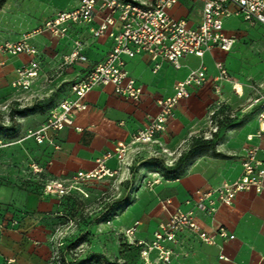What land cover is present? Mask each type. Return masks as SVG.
I'll list each match as a JSON object with an SVG mask.
<instances>
[{
  "label": "crops",
  "instance_id": "obj_1",
  "mask_svg": "<svg viewBox=\"0 0 264 264\" xmlns=\"http://www.w3.org/2000/svg\"><path fill=\"white\" fill-rule=\"evenodd\" d=\"M71 1L8 0L0 10V45L19 41L23 35L32 33L61 11L74 10L78 3L77 0H73L74 4ZM203 3L204 0H198L187 5L185 0H179L169 12L177 19H187L191 27H197L201 21ZM41 19V23L36 22ZM99 23L100 20L96 19L95 26H99ZM225 32L228 35H239V32L228 30L226 25ZM75 40L84 43L90 66L103 61L112 46L108 36L94 38L87 29L77 26L71 27L68 40H59L48 33L38 35L31 40V44L40 52L41 74L50 63L55 70L52 74L59 82L71 81L73 85L82 79L87 66L76 65L58 73L64 56L72 51ZM231 52L217 50L207 53L203 59L186 57L182 60L180 70L169 63H163L156 73L147 56L129 60L131 76L143 87L141 102L135 103L118 96L112 85L100 86L91 91L85 97L88 108L77 113L74 126L58 135L49 134L54 145H39L35 142L38 146V164L48 179L47 183L67 184L78 173L95 170L107 152L127 147L132 136L145 129L150 120L158 115L160 109L157 102L172 96L176 83L186 79L191 71L202 64L208 68V83L203 88L192 90V97L179 103L175 118L167 130L157 136L154 145L159 151L174 153L192 138L204 136L208 139L211 135L207 132L208 109L217 101L216 95H219L216 93L218 83L215 81V64L217 61L225 62L232 75L227 63ZM31 60L29 55L1 57L0 101L17 95V91L12 88L16 71ZM229 86V83H224L220 94H227ZM69 96L71 90L61 101ZM258 130L259 123L255 115L247 124L221 132L215 154L199 153L188 165L181 180L166 181L159 178L158 185L140 190L134 203L116 221L117 228L126 231L139 223L135 238L151 241L154 233L169 217L162 202L171 199L174 207L189 211L192 207L186 202L197 191L216 188L236 180L242 173L245 149L264 146V137L262 140L248 141V136L255 135ZM259 156L264 161V151ZM106 165L117 172V177H128L125 164L117 159L109 160ZM12 203L23 210L21 217L27 218L21 226L10 227L0 233V264H7V260L12 264H48L51 257V233L41 220L49 218V214L57 210V197L17 190L13 193ZM196 216L206 231L213 232L217 227L224 226L235 239H220L216 246H207L187 235H181L179 243L173 246L176 257L172 264H178L182 252L187 258L182 259L181 264H264V194L244 192L238 195L232 207H221L215 216L199 211H196ZM206 253H212L213 257L207 259ZM155 257L156 254H153L152 258Z\"/></svg>",
  "mask_w": 264,
  "mask_h": 264
},
{
  "label": "built area",
  "instance_id": "obj_2",
  "mask_svg": "<svg viewBox=\"0 0 264 264\" xmlns=\"http://www.w3.org/2000/svg\"><path fill=\"white\" fill-rule=\"evenodd\" d=\"M179 0H155L151 4L136 0H77V7L71 11H61L47 19L38 29L27 33L17 42L0 45V59L3 56L17 57L29 55L32 60L16 71L12 88L16 91L29 92L41 75L40 52L31 44V40L43 34H51L59 40L70 39L72 26L84 28L94 38L108 36L112 40L111 49L106 58L89 65L85 55V45L81 40L73 41L72 51L65 55L58 68L61 74L76 65L87 66L86 74L71 87V96L60 101L49 112L48 119L31 137L39 144L54 145L49 134L58 135L73 127L76 115L87 110L85 97L100 86L112 85L115 93L135 103L143 97V87L131 76L128 61L138 56H147L153 63V72H158L163 63L171 64L176 70L182 68V60L193 56L203 59L207 53L221 51L231 52L239 38L236 34L225 32L226 22L238 18L252 26L264 29V0H204L201 21L197 27H191L187 19H177L170 10ZM96 19L100 20L95 26ZM216 93L220 94L224 83H231L230 72L223 61L215 64ZM208 83V68L202 64L190 72L183 81L176 83L172 96L160 99L157 104L159 113L150 120L148 126L132 136L125 148L107 152L98 162V167L89 173H78L72 182L114 178L116 171L107 167L113 158L122 164L129 151L137 145L151 144L157 136L165 132L169 123L175 118L179 103L192 97V90L203 88ZM239 87L241 90H239ZM233 89L239 96L243 95L241 85L234 84ZM249 109H256L259 130L249 135L248 141L262 140L264 137V94H258L251 101ZM77 130L82 131L78 128ZM264 146H250L242 156V173L234 181L219 187L197 191L186 204L192 208L184 211L174 207L171 199L162 202L168 212V220L161 224L151 241H139L135 238L137 227L126 230L125 236L130 244L140 250L143 264H172L176 257L173 249L179 243L181 235H187L207 246H216L218 241L234 240L224 226L215 231H206L199 223L196 211L208 216H215L221 207H232L239 194L253 191L264 194V161L259 154ZM38 172V171H37ZM72 185V188H74ZM48 195L64 196L68 188L63 183L46 185ZM156 254L153 259L152 255ZM224 258V257H222Z\"/></svg>",
  "mask_w": 264,
  "mask_h": 264
},
{
  "label": "rangeland",
  "instance_id": "obj_3",
  "mask_svg": "<svg viewBox=\"0 0 264 264\" xmlns=\"http://www.w3.org/2000/svg\"><path fill=\"white\" fill-rule=\"evenodd\" d=\"M136 1L151 4L155 0ZM185 1L189 5L198 0ZM71 2L74 4L73 0ZM36 22L41 23L42 19ZM226 28L239 32L236 34L239 40L227 60L232 73L227 94L216 95L217 101L208 109L207 132L211 134L208 140L213 143L216 133L247 124L256 115V109H249L251 101L256 95L264 94L263 28L238 18L230 19ZM53 66L47 65L29 92L17 91L13 98L0 101V233L21 226L27 218L21 217L23 210L12 203L13 193L20 190L46 194L48 179L39 167L38 146L31 133L44 122L50 110L68 96L73 83L59 82L52 74ZM234 84L243 86L242 96L236 94ZM203 138H192L174 153L159 151L155 142L137 145L125 159L128 177L79 181L75 185L71 180L64 184L68 188L66 195H50L57 197V210L41 220L51 233L48 264H143L125 236L126 231H120L116 221L134 203L139 191L158 185L159 178L181 180L198 155H190V151L196 149L201 141L198 139ZM215 152L216 148L210 146L200 151L211 155ZM184 155L191 157L177 166ZM206 254L207 259L213 257L212 253ZM181 255L178 264L187 258L185 253ZM7 264L12 262L7 260Z\"/></svg>",
  "mask_w": 264,
  "mask_h": 264
},
{
  "label": "trees",
  "instance_id": "obj_4",
  "mask_svg": "<svg viewBox=\"0 0 264 264\" xmlns=\"http://www.w3.org/2000/svg\"><path fill=\"white\" fill-rule=\"evenodd\" d=\"M126 1H132V0H126ZM7 2H8V0H0V9H2L7 4ZM220 134L216 133L215 135H213V139H215L214 143L212 142V140H208V139H205V138L198 139V140H201V141H198V142H200L201 145L199 144V146H197L196 149L191 150L190 151V155H194L196 153L199 154L201 149L206 148L207 146H210L212 149L216 148L217 143L219 141ZM201 146H203V147H201ZM190 155L182 156L180 158L179 162L177 163V166L186 163L190 159V157H191ZM134 250L138 253V255L140 257V250L138 248H136V247H134Z\"/></svg>",
  "mask_w": 264,
  "mask_h": 264
},
{
  "label": "bare ground",
  "instance_id": "obj_5",
  "mask_svg": "<svg viewBox=\"0 0 264 264\" xmlns=\"http://www.w3.org/2000/svg\"><path fill=\"white\" fill-rule=\"evenodd\" d=\"M240 89V88H239ZM241 90V89H240Z\"/></svg>",
  "mask_w": 264,
  "mask_h": 264
}]
</instances>
